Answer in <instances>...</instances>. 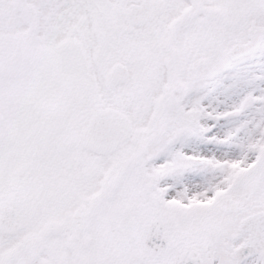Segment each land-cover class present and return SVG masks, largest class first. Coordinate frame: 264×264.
<instances>
[{
  "label": "snow or ice",
  "instance_id": "1",
  "mask_svg": "<svg viewBox=\"0 0 264 264\" xmlns=\"http://www.w3.org/2000/svg\"><path fill=\"white\" fill-rule=\"evenodd\" d=\"M0 264H264V0H0Z\"/></svg>",
  "mask_w": 264,
  "mask_h": 264
}]
</instances>
